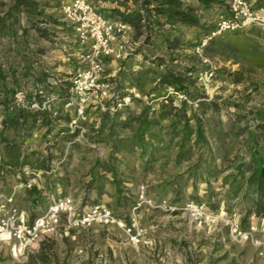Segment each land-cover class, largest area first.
<instances>
[{"label": "rangeland", "instance_id": "374dc122", "mask_svg": "<svg viewBox=\"0 0 264 264\" xmlns=\"http://www.w3.org/2000/svg\"><path fill=\"white\" fill-rule=\"evenodd\" d=\"M39 1L44 13L28 15L9 9L12 0H0V11H7L0 42L7 44V36H13L19 44L18 61L22 62L24 56L30 67L50 66L54 78L70 82L72 74L83 65L85 46L62 19L60 6L64 0ZM93 1L105 15L116 18L110 13V8L117 5L115 0ZM250 1L256 6L264 4V0ZM191 3L198 8L202 21L209 24L215 25L221 15L229 14L228 0H214L208 6L197 0ZM31 21L46 29L48 35L42 36L32 28ZM183 30V47L174 51L165 48L161 33H155L148 43H139L133 29L128 30L121 51L106 60L103 75L113 80L121 95L135 90L139 97L115 112L89 107L76 127L58 121L57 126L66 127L69 136L61 142L58 127H54L50 148L43 145L48 134L39 124L38 138L34 139H39L42 147L36 148V154L30 152L26 161L47 166H39L43 172L30 188L36 198L29 196L25 192L29 188L24 186L18 188L16 198L20 205L28 206L31 216L45 211L50 195L52 199L70 195L78 204V213L98 205L127 224L135 214L145 234L147 230L169 228L177 231L178 237L182 233L179 230L183 231L187 233L188 264H264V254L259 255L251 242L233 237L226 223L230 220L244 230L252 219L264 217V184L257 186L248 181L253 168L264 164V135L255 126L264 120V70L256 69L247 79L235 83L229 72L239 65L220 56L208 57L204 48L197 51L199 30ZM231 33L249 34L264 47V34L258 28L224 34ZM21 62L15 61V65ZM168 70L180 75L182 85L162 82ZM207 70L213 74L204 83L203 73ZM52 86L53 115L60 107L70 119L76 116L73 107L64 111L58 85ZM178 94L186 95L190 102L180 100ZM204 99L215 100L218 110L209 106L200 109ZM1 129L0 125V133ZM27 178L21 169L2 170L0 191L9 192ZM140 186H145L147 196L156 203L166 200L177 209L141 207L134 212ZM190 201L204 203L218 222H203L201 226L195 223L182 210ZM81 229H88L93 234L90 243H96L98 239L115 240L119 228L115 223L93 222ZM136 246L133 249L141 253L143 248ZM0 264L18 263L7 248H0Z\"/></svg>", "mask_w": 264, "mask_h": 264}, {"label": "built area", "instance_id": "2783aa9c", "mask_svg": "<svg viewBox=\"0 0 264 264\" xmlns=\"http://www.w3.org/2000/svg\"><path fill=\"white\" fill-rule=\"evenodd\" d=\"M229 14L221 15L214 25V30L196 47L197 51L204 48L208 38L228 31H238L248 28H258L264 34V4L254 5L250 0H228ZM60 11L63 21L69 26L75 38L85 46L82 53L83 65L70 77L69 94L63 100L64 111L74 108L76 116L71 117L69 126L76 127L80 118H85L89 107H98L101 112L117 111L131 100L139 97L135 90L123 96L114 86L113 80L103 75L107 59L118 54L124 44V37L130 26L116 18H111L99 9L93 0H64ZM204 83L209 82L212 71L203 73ZM42 91L40 90L39 93ZM180 100L190 102L186 95L178 94ZM46 102L39 105L29 102L24 91L14 94L13 104L21 108H46ZM196 105V103H195ZM43 145L51 147L53 140L48 134ZM27 179L19 182L9 192L0 191V248H7L10 257L18 264L26 263L30 255L40 249L42 242L50 237H73L80 227L93 222L101 224L115 223L127 236L133 245L146 244L144 229L138 224L136 215L129 224L115 218L109 209L95 206L78 213V204L70 195L52 199L47 209L31 219L27 210L16 204V193L19 187L31 188L37 181L42 169H23ZM141 207L147 209H162L174 211L176 206L166 200L156 203L150 199L145 186H140L133 211ZM182 210L188 213L192 220L201 226L203 222L216 224L211 213L206 211L204 203L193 201L183 205ZM253 218V217H252ZM230 224V233L240 240L249 241L255 245L259 255L264 254V217L252 219L248 229H240L236 224ZM81 264H89L82 262Z\"/></svg>", "mask_w": 264, "mask_h": 264}, {"label": "trees", "instance_id": "16d2710c", "mask_svg": "<svg viewBox=\"0 0 264 264\" xmlns=\"http://www.w3.org/2000/svg\"><path fill=\"white\" fill-rule=\"evenodd\" d=\"M197 1L204 6L214 2V0ZM115 2L117 5L110 8V13L133 29L134 37L139 43H148L150 38L158 32L161 33L165 48L168 51H174L183 47V28H197L199 30L196 39L198 44L214 30V24L202 21L198 8L191 3V0H115ZM43 6L39 0H12L9 9L28 15H41L44 13ZM6 12L0 11V31L4 25ZM34 23L31 21L32 28H36L42 36L48 35L46 29L40 28ZM7 38L9 41L7 44L0 42V125L2 126L0 133V171L13 172L20 170L25 164L32 163L26 161L27 155L22 154V143L14 138L9 139L3 136V132L11 129L15 133L21 132L23 135H28L36 123H39L46 129L47 134L51 135L53 128L59 125L58 121L63 120L68 124L70 122L69 113H63L59 107L55 111L56 115H53V111L48 107L51 103L50 95L55 91L51 79L56 81L55 83L58 85L56 90H58L61 98L67 96L70 82L64 81L58 76L54 78V75H51L50 66L38 69L32 64L33 66L30 67L29 60L23 66L20 63L15 65V61L21 62L18 61L17 55L19 44L13 39V36L8 35ZM1 48H5V50ZM204 50L208 57L220 56L239 65L236 70L229 72L235 83L247 79L249 74L256 69L264 70V47L249 34L231 33L225 35L222 33L212 36L208 38ZM161 80L168 85L180 86L183 83L180 75L170 70L162 75ZM30 82H32L31 85L28 84ZM19 90L25 92L29 102L35 101L41 105L47 101L46 108L41 110L15 106L13 104L14 94ZM40 90L41 93H39ZM205 106H209L212 110H218V104L215 100H201L200 109L204 110ZM197 119L200 120L199 117ZM255 126L263 136L264 120ZM69 132L66 127H58L57 134L62 138L61 142L69 136ZM38 166L45 167L47 165L41 162ZM248 181L257 186L264 184L263 163L259 167L253 168Z\"/></svg>", "mask_w": 264, "mask_h": 264}, {"label": "crops", "instance_id": "0c3cea01", "mask_svg": "<svg viewBox=\"0 0 264 264\" xmlns=\"http://www.w3.org/2000/svg\"><path fill=\"white\" fill-rule=\"evenodd\" d=\"M18 57V59H20V55H18ZM25 59L26 57L24 56L21 58V66L25 65ZM55 82L54 80L51 81L52 84H55ZM48 108L51 109V106L49 105ZM39 126V123H36V129L31 131L29 135H23L21 132L15 133L13 130L10 132L9 129L5 130L3 135L5 136L7 133L9 135L7 138H14L20 141L23 146V155L31 154L30 152L36 154V148L42 147V142H39V139L38 141L34 139L35 137L38 138L39 132L37 130ZM58 126H60V124ZM58 126H55L56 129ZM42 129L46 132L44 127H41V131ZM36 143H38V145H36ZM23 169L41 168H39L37 164L32 163L23 165L21 170ZM25 190L29 196L34 199L36 198V194H33L32 189L29 188ZM42 194L44 193L42 192ZM47 197L48 196H46V198ZM52 197V195L49 196L48 204L52 200ZM46 198L44 196V199ZM102 199L105 200V197ZM15 201L20 208H26L25 210H27L31 219L36 217L31 216L32 211L30 212L28 206L19 204L18 198H16ZM29 203L33 204L31 200H29ZM89 232L88 229H78L75 231L73 237H50L44 240L40 249L30 255L28 261L23 264H81L82 262H88L89 264H154L160 260H167V264H188L185 246L188 241L186 236L187 233L184 234L183 231L180 230L179 232L182 233H180L178 237L176 234L177 231L169 228L147 230L144 238V240H147V243L140 245L143 248L141 253H136L133 247L137 246L127 241L121 229H118V231L116 230L117 234L114 233L117 237L115 240L98 239L96 243H90L92 242L90 237H92L93 234ZM107 235L109 234H105V236ZM196 245L197 243L195 244V248L197 249ZM148 253H151L152 257Z\"/></svg>", "mask_w": 264, "mask_h": 264}]
</instances>
